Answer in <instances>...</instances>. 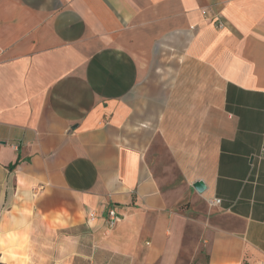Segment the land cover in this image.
Wrapping results in <instances>:
<instances>
[{
  "label": "crops",
  "instance_id": "obj_1",
  "mask_svg": "<svg viewBox=\"0 0 264 264\" xmlns=\"http://www.w3.org/2000/svg\"><path fill=\"white\" fill-rule=\"evenodd\" d=\"M263 148L264 0H0V254L75 212L99 264L165 263L216 197L208 264H264Z\"/></svg>",
  "mask_w": 264,
  "mask_h": 264
},
{
  "label": "rangeland",
  "instance_id": "obj_2",
  "mask_svg": "<svg viewBox=\"0 0 264 264\" xmlns=\"http://www.w3.org/2000/svg\"><path fill=\"white\" fill-rule=\"evenodd\" d=\"M214 209L206 199L191 197L183 198L174 206L172 210L183 228L178 231V244L172 246L174 251L168 256L170 259L159 264H187L191 257L193 262L196 260L197 264H203V254H206L203 239L219 236L222 231L230 230L237 224L235 219L218 214ZM13 215L21 216L23 222L18 229H5L8 235L3 258L0 254V264H99L93 256L96 253L93 245L94 231L87 225L77 224L81 220L77 213H71L72 224L56 229L55 225L52 229L48 226L44 228L37 217L25 211L13 212ZM24 216L30 217L26 219ZM13 231L18 235L14 233L12 237ZM15 241H18L17 245Z\"/></svg>",
  "mask_w": 264,
  "mask_h": 264
},
{
  "label": "built area",
  "instance_id": "obj_3",
  "mask_svg": "<svg viewBox=\"0 0 264 264\" xmlns=\"http://www.w3.org/2000/svg\"><path fill=\"white\" fill-rule=\"evenodd\" d=\"M259 157H264V148L261 150ZM206 201L210 207L217 206L220 203V199L216 197L207 198ZM89 215L91 218H94L96 216V213L92 211L89 213ZM106 215H107V223L109 225L115 224L117 221L120 220L121 217L113 207L108 208L106 210Z\"/></svg>",
  "mask_w": 264,
  "mask_h": 264
},
{
  "label": "water",
  "instance_id": "obj_4",
  "mask_svg": "<svg viewBox=\"0 0 264 264\" xmlns=\"http://www.w3.org/2000/svg\"><path fill=\"white\" fill-rule=\"evenodd\" d=\"M192 186L198 193H202L205 190V184L202 180H196Z\"/></svg>",
  "mask_w": 264,
  "mask_h": 264
},
{
  "label": "trees",
  "instance_id": "obj_5",
  "mask_svg": "<svg viewBox=\"0 0 264 264\" xmlns=\"http://www.w3.org/2000/svg\"><path fill=\"white\" fill-rule=\"evenodd\" d=\"M208 260H209L208 259V255L207 254H203V259H202L203 264H208ZM192 264H197V261L195 260Z\"/></svg>",
  "mask_w": 264,
  "mask_h": 264
}]
</instances>
